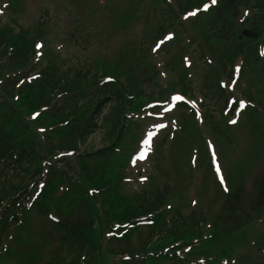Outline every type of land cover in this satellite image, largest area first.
I'll list each match as a JSON object with an SVG mask.
<instances>
[{"label": "rangeland", "instance_id": "1", "mask_svg": "<svg viewBox=\"0 0 264 264\" xmlns=\"http://www.w3.org/2000/svg\"><path fill=\"white\" fill-rule=\"evenodd\" d=\"M7 1L8 0H0V23L10 26L12 32H15V30L18 29V26H22L25 29L31 28L32 25L44 14L45 10H49L50 17L47 21L50 25V31L48 37L53 38L56 35L55 40L52 42L51 48L56 51L57 62L61 66V69L70 67L71 65L79 66L81 64L85 65L84 63L90 64L95 61V59L102 60L103 58H106V60H112L116 57V54L122 45V41L126 39L137 40L136 43H140V40L142 39V29L146 21L145 18L136 17L132 26L124 32L126 33L124 35L121 29L117 26V22L106 13L109 12L110 8H112V16L113 13L116 14L123 12L126 14L132 13L133 11H139L135 13L137 15L140 12H145L146 7L150 2V0H102L103 3H101V0H93L91 5L93 4L95 12L91 13L88 5H82V2L84 3L86 0H77L76 6L75 0H24L21 7L13 8L12 10L10 7H8ZM171 1L173 3V0H159L158 5L154 6L156 16H159V10L165 7L166 4H172L170 3ZM242 10L243 9H241L239 14H241ZM179 19L182 21L181 16H179ZM52 23L54 27L53 30L51 28ZM184 24H187V22H184ZM70 34L72 35L73 40L69 38ZM181 35L194 36L195 31L192 30L189 33H184ZM44 42V49H42L43 53L46 50V41ZM152 44L150 43V40H146V42L144 41V47H147L148 51ZM151 55L152 59H160L159 56L154 57L153 54ZM42 58L43 57H41V59L35 63H41ZM162 60H164L163 57ZM191 60L193 63L187 70L191 73L188 77L191 82V87L193 88V94H195L193 95L195 101L217 102L215 98H209L211 97V91H208L206 94H204V92L200 90V86L203 82V72L201 70L197 71L200 66H197L196 68L194 65L195 58L192 54ZM159 65L161 64H158L157 67H159ZM194 67L196 69H194ZM163 70L165 71V69ZM165 72V75H160L159 79L155 81L154 85L149 86L150 89H153V86L154 89L155 87L158 88L159 86L164 87L169 80H172L170 79L171 73L169 71ZM242 86L243 84L239 87L236 86L234 95L240 97L239 93ZM212 94H214L213 91ZM255 102H257V100ZM214 105V111L217 114L218 106H216V104ZM171 118L167 116L162 117L159 114L155 115L154 117L150 115L144 118V120L142 119L139 121L140 128L138 133L141 136L145 129H149L152 132H158L161 134L167 128L168 120L169 123H172ZM132 119L137 120L140 118L132 117ZM238 124L232 126V132L234 133L236 139L239 140L238 144L233 148L231 147L232 152H230V147L226 146V148H222L224 144L221 145L220 150L222 152L223 149L225 154L224 157L219 155V168L221 167V169L224 171V174L226 173L227 181L230 183L236 179L232 186L233 203L224 207L222 206V199L219 200L216 198L215 200L211 201L213 196V190L211 188L207 191L205 196L200 197V195H198L199 180L196 177L199 175V170L194 169V166L190 164L193 169L195 179L193 178L191 183L188 185L187 195L191 198H196L197 205L202 203L201 206L207 214L206 220L208 222H213L214 224L216 223L218 226L216 228L215 225V228L213 229L214 236L218 239L226 238L227 236L225 235V232L230 231L231 227H233L237 221L242 220V216L235 217L233 215L234 210L242 213L244 217L250 215V210H264V192L262 194L257 193L259 188L264 191V153H261V155L258 152L254 154L252 161L255 159V162L251 164L250 171L248 170L249 172L243 173L242 176L241 173L243 172V166L241 165V161L243 160L244 155H246V152H250L253 147L249 137L250 133H253V131L251 129L248 130L247 136H245V126L241 127ZM160 125H163V127ZM169 129L171 130L172 127L170 126ZM206 136L208 137L209 135ZM101 138L102 132L100 130H95L89 136L86 143L80 145L79 148L81 150H87L88 148L98 149L102 144ZM209 138H211L218 147L217 140L214 137ZM157 140L158 137L155 139L154 145L156 144ZM135 147L136 144H134V148ZM237 152H241L242 155H237ZM221 158H224V160ZM164 161L166 162L165 168H167V161ZM151 166L152 161L150 157L149 160L144 163L137 162L135 166L131 165V167H129L127 170V174L125 171L126 176L131 177V180H128V182L131 184L126 183L128 189L136 191L139 187H141L139 184H148L150 176L155 175V172ZM138 171L139 173H137ZM139 175L147 176L148 179L144 182H140L137 178ZM170 181L171 188H177V186H174L175 183H173L172 180ZM188 210L189 209H184L186 213ZM184 211L183 213H185ZM233 221H235V223H233ZM31 223L33 224V229L38 232L40 230L41 219H38L36 216L35 218L31 219ZM256 230H258V233H261L262 230H264V219L262 221L259 219L257 220ZM135 241L136 236L133 237V242ZM47 249H50V245ZM21 250H23V248H19V251ZM251 250L252 255L247 260H245L243 263H238L237 261L236 264H264V243L260 246L251 245ZM47 252L44 253L46 259H48L49 256ZM242 252L243 251L240 250V253ZM237 256H235V258ZM243 256L245 257V255ZM7 264L15 263L13 261H8Z\"/></svg>", "mask_w": 264, "mask_h": 264}, {"label": "trees", "instance_id": "2", "mask_svg": "<svg viewBox=\"0 0 264 264\" xmlns=\"http://www.w3.org/2000/svg\"><path fill=\"white\" fill-rule=\"evenodd\" d=\"M256 7L258 10L263 11L264 14V2L257 1ZM262 17L264 16H257ZM256 18H254L255 20ZM255 22L251 23V28L255 30L254 27ZM32 41L25 36H13L7 30L0 32V76L8 74L11 71H16L22 67L25 63L28 62L30 51L32 49ZM10 46L13 49L7 54V47ZM7 54V56H6ZM100 61H94L92 65H84L82 67L79 66H70L65 71L61 73V75H57V71L49 70L43 77L37 81L36 83L23 86L24 88L20 89V101L18 102L20 106L26 111L30 112L40 105H49V99L53 96L52 94L56 92L68 91V92H77L82 91L87 87L90 82L95 79L97 68L101 67ZM104 67V66H103ZM106 67L104 70L106 71ZM108 70V69H107ZM5 86H9V83H6ZM118 93L115 96L116 102L113 106H110L107 113L102 116L100 123L97 122H84V118L82 116L84 112V107H80L77 105V102H65L61 106L55 105L51 106L46 115L42 116L43 122L57 124H63L61 128L56 130V134L58 137H61L62 144L61 147L76 149L78 144H84L88 137L92 134L94 129H100L102 132L101 141L104 144L105 142H110L111 145H116L119 141V138L115 139V143H113L114 139H111L112 136L117 134V130L121 125L122 114H123V90L117 89ZM123 103V104H122ZM12 114H7L3 117L13 120L11 117ZM15 121H13L14 123ZM12 123V128L15 130H11L9 132H5L3 128H0V137L6 136V138H10L17 135V131L19 128H26L24 124H15ZM20 125V127H19ZM22 130V129H21ZM2 139V137H1ZM113 150L110 152L108 150H101L96 153H88L84 151L79 158L84 161H88L87 165H90L91 170L86 167L84 169V173L89 174L85 176V182L94 183V177L103 181V186H109L110 189L108 192L116 193L117 184L119 182L120 176L118 171L116 170V174L114 176H110L108 178L106 174L111 172H107L110 169H116V159H104L105 155H110ZM27 164H31V159L28 158V155L23 152L19 157V160L15 163V173L12 178L0 175V205L7 200L8 191L15 187L18 180L21 178L25 170L22 169V164L24 162ZM30 162V163H29ZM103 165L102 167H100ZM100 170L102 172H97ZM16 173L18 174L16 177ZM168 192L167 188L162 191H153L151 188L144 190L140 193L137 198L133 201V206L130 204L125 205L124 211L121 214L119 213H111L110 216L116 217L119 220H123V218H128L130 216H135L139 214H146L152 212L156 209L157 206L163 203L164 196ZM113 198H118L117 196H112ZM122 198V197H121ZM124 199V198H122ZM114 202V205L120 204L121 199ZM119 207H116L118 209ZM108 216V215H107ZM201 215H196L190 217L187 221H183L180 224L174 226L169 231L163 233L162 230L159 231L160 238L159 242H179L187 238H191L193 236L200 235L199 226L201 223H204V218H201ZM81 222V221H80ZM84 222V221H83ZM86 223V222H84ZM84 223L82 226H84ZM85 227L79 228V230L84 229ZM88 235V234H87ZM87 235L84 237L76 238V241L70 242L71 245H68L67 249L63 247L61 250L66 251V256L70 261L66 264H75L76 261H79L83 257L84 264H92L93 261V249L92 241L89 242L87 239ZM88 245V246H87ZM86 248V251H84ZM145 250L144 248H142ZM76 250V251H75Z\"/></svg>", "mask_w": 264, "mask_h": 264}, {"label": "snow or ice", "instance_id": "3", "mask_svg": "<svg viewBox=\"0 0 264 264\" xmlns=\"http://www.w3.org/2000/svg\"><path fill=\"white\" fill-rule=\"evenodd\" d=\"M212 2L215 3V0H212ZM204 7L207 8L208 5H205ZM190 14L194 15L195 13H190ZM166 39H167V37H166ZM161 43H163V41H161ZM159 46H160V45L158 44V45H157V48H158ZM154 50H155V49H154ZM173 99L179 100V99H181V97H179V96H175V97H173ZM241 103H242V102H241ZM230 123H236V121H235V120H232V121H230ZM160 126L163 127V125H160ZM151 135H152V134L149 133V137H151ZM149 142H150L149 139H145V140L143 141V143L146 144V145L149 144ZM217 171H219V168H217Z\"/></svg>", "mask_w": 264, "mask_h": 264}]
</instances>
